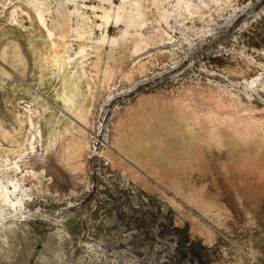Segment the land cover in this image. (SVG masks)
<instances>
[{
  "label": "rangeland",
  "instance_id": "374dc122",
  "mask_svg": "<svg viewBox=\"0 0 264 264\" xmlns=\"http://www.w3.org/2000/svg\"><path fill=\"white\" fill-rule=\"evenodd\" d=\"M135 1L0 0V264H264V0Z\"/></svg>",
  "mask_w": 264,
  "mask_h": 264
},
{
  "label": "bare ground",
  "instance_id": "6f19581e",
  "mask_svg": "<svg viewBox=\"0 0 264 264\" xmlns=\"http://www.w3.org/2000/svg\"><path fill=\"white\" fill-rule=\"evenodd\" d=\"M161 1L162 0H152V2L156 5L160 4ZM177 1H178V4L183 2V0H177ZM44 2H45V0H36V5H35L36 10H35V13L33 14V17L36 20V22H39L43 26H45L43 24V14H42L43 10H42V7H40V6H44V4H45ZM127 4L129 5V8L131 7L130 10H127L124 8L125 5H127ZM122 6L123 7L117 9L116 16H117L118 20L116 22L123 25L125 31L130 29V28H138L142 24V22H144L143 8L140 5V3H138L135 0H123ZM112 15H113V9L112 8L104 9V12H103V15L101 16V18H103L105 21H107ZM47 32L50 36H52L49 31H47ZM104 39H105V37L102 38V40H104ZM84 54H85L84 49L81 48L79 51V55L82 56ZM16 185H17L16 183L13 184L14 187H16ZM17 202L20 203V199H17ZM12 203H13V201L11 202L8 200V195H7L6 191L4 190V188H0V209H2V208H7L10 210L14 209L15 205ZM73 214H71L69 216H72ZM69 229H71V228L69 227Z\"/></svg>",
  "mask_w": 264,
  "mask_h": 264
}]
</instances>
